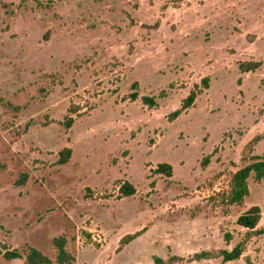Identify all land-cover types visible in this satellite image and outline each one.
<instances>
[{
    "label": "rangeland",
    "instance_id": "rangeland-1",
    "mask_svg": "<svg viewBox=\"0 0 264 264\" xmlns=\"http://www.w3.org/2000/svg\"><path fill=\"white\" fill-rule=\"evenodd\" d=\"M240 62L263 66L242 74ZM206 78L209 90L169 122ZM263 155L264 0H0V251L31 246L55 261L62 236L76 264L231 251L248 209L261 208L264 229V183L249 181L243 206L222 195ZM163 163L172 178L155 172ZM124 182L134 197L119 198ZM248 260L264 264V237L238 261L183 264Z\"/></svg>",
    "mask_w": 264,
    "mask_h": 264
},
{
    "label": "trees",
    "instance_id": "trees-1",
    "mask_svg": "<svg viewBox=\"0 0 264 264\" xmlns=\"http://www.w3.org/2000/svg\"><path fill=\"white\" fill-rule=\"evenodd\" d=\"M110 1V0H102ZM189 0H174L176 4H182ZM263 66L260 62H240L239 70L242 74H249L257 72ZM209 78L202 81V87L196 86L190 95L182 102L181 108L169 115V122H175L178 120L185 112L190 110L196 104L198 98L204 94L205 90H209ZM140 98L139 94V83H135L132 86V93L128 96V100L131 102H136ZM142 102L144 106L151 110L158 108V99L155 97H143ZM74 124V119L68 118L64 123V126L71 128ZM252 146V145H251ZM73 156V150L70 148H65L59 153L58 165L64 166L68 164ZM209 164V158L203 162V166ZM157 174L166 175L170 178L174 175V169L169 164H160L155 171ZM253 179L256 183H264V155L251 157L247 166L238 170L232 175L230 182V191L222 195L223 203L227 206H243L246 199L250 196L249 181ZM28 180V175H23L16 183V185L21 186L25 184ZM137 194L136 188L129 182H124L119 186V198H130ZM262 220V210L258 206H254L248 209L244 214H242L237 225L247 231L244 241L239 243L233 250H220V251H204L197 253L192 257L185 259L184 257L172 256L168 260L155 257L153 264H183L185 262L194 263L209 261L215 259H222L224 263H231L240 260L246 250L248 241L255 237H264V229H259L260 222ZM143 231L138 232L133 235H128L124 237L121 241V246H127L141 237ZM228 240L231 238L226 237ZM68 239L64 236L57 237L53 239V246L57 251L56 260L53 261L46 255H44L38 249L26 246L23 252L18 250H11L4 247V251H0V256H3L7 261L13 262L15 260H25V264H76V258L68 250ZM248 264L251 261L248 260Z\"/></svg>",
    "mask_w": 264,
    "mask_h": 264
},
{
    "label": "crops",
    "instance_id": "crops-1",
    "mask_svg": "<svg viewBox=\"0 0 264 264\" xmlns=\"http://www.w3.org/2000/svg\"><path fill=\"white\" fill-rule=\"evenodd\" d=\"M238 67H239V65H238ZM250 74V73H249ZM202 96V95H201ZM163 164H168V163H163ZM169 165H171V164H169ZM172 166V165H171ZM173 167V166H172ZM174 169V168H173Z\"/></svg>",
    "mask_w": 264,
    "mask_h": 264
}]
</instances>
